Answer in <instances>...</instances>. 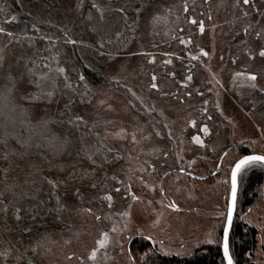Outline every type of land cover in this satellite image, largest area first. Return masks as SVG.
I'll use <instances>...</instances> for the list:
<instances>
[{"label":"rangeland","instance_id":"rangeland-1","mask_svg":"<svg viewBox=\"0 0 264 264\" xmlns=\"http://www.w3.org/2000/svg\"><path fill=\"white\" fill-rule=\"evenodd\" d=\"M18 1L33 16L48 19L72 39L84 38L74 35L70 25L86 0L81 7H77L81 0ZM190 19L203 21L204 31ZM140 25L126 53L105 67L114 81L131 89L136 101L122 88H96L90 98L81 95L72 109L86 123L77 129L67 123V115H61L62 103L26 105L16 98L27 109L22 112L24 117L35 126L41 117L50 123L47 131L36 126L43 130L38 135L44 138L42 143L30 142V148L18 151L3 165L8 172L1 179V191L10 193L9 186L16 195L25 194L51 179L64 207L57 227L47 226L28 235L14 230L2 234L9 259L13 255L12 264H18V256L31 257L34 264H80L76 257L93 264L87 254L98 247L96 241L103 232L108 233V242L99 248L95 264H139L128 248L134 236L149 237L169 253L215 242L218 217L226 223L222 213H226L230 190L223 197L210 188V181L198 180L194 182L198 190L192 193L188 185L193 182L192 174L205 177L209 172L203 174L201 167L210 164L214 169L218 156L230 144L245 143L253 154L264 155V106H258V98L264 96V57L258 54L264 47V0H249L247 5L243 0H155ZM243 31L246 38L240 35ZM28 53L29 47L0 34L1 83L9 71L16 77L22 75L20 64ZM249 73L257 76L255 89L249 87ZM153 75L155 89L150 87ZM19 87L26 90L24 84ZM152 116L164 124L165 136L150 126L147 117ZM205 126L207 135L201 131ZM121 129L124 133L115 135ZM195 136L203 146L193 141ZM190 162L197 171L191 173ZM105 195L112 196L110 207ZM170 202L177 208L168 207ZM85 208L92 212L82 211ZM125 212L127 216L122 215ZM249 220L259 226V236L245 264H264V195L251 205ZM113 226L118 231L113 232ZM72 253L75 256L66 259Z\"/></svg>","mask_w":264,"mask_h":264},{"label":"trees","instance_id":"trees-1","mask_svg":"<svg viewBox=\"0 0 264 264\" xmlns=\"http://www.w3.org/2000/svg\"><path fill=\"white\" fill-rule=\"evenodd\" d=\"M45 3H49L54 0H41ZM128 1L124 5L116 3ZM155 0H86L81 10L76 14L71 22L70 28L74 32V35H81L84 38L75 39L78 41L76 45H66L62 42H57V49L59 51L58 62L61 66L65 67L66 75L69 77L72 83V89L64 87L63 77L57 76L55 68L57 60H52V53L45 51L46 41H40V35H51L53 37H64V30L49 21L48 19L39 18L33 16L27 9L23 8L18 0H0V27H4L7 31L14 32L19 39L9 38L11 41L20 43L24 47L30 48V53L22 58L20 66L22 67V75L25 82L28 80L29 75L26 70L27 67H32L31 61L36 60L39 66V71H46L43 69L40 63V58L48 56L46 61L52 69L51 76L55 78V88L52 89V81L46 82V90H53L55 95L51 100H43L37 104H53V102L62 103L59 108L64 115L69 118L71 116L78 115L75 110L72 109L74 102L83 97L90 98L94 95L96 88L115 90L118 88L124 89L127 96H130V100H135L125 85L120 81H114L106 71L108 63L113 62L114 59L126 53V50L135 41L140 24L146 11L152 6ZM93 3L98 4L103 10V20L100 19L101 13L92 8ZM124 9L123 12H118L117 9ZM15 16L13 21L11 17ZM89 17H91L89 19ZM35 24L40 32L36 33L32 25ZM120 31L122 35L117 37L115 33ZM25 33L27 35H25ZM247 33L244 31L240 35L244 36ZM105 37L106 40H111V43H105L104 48L100 49L105 55L101 56L98 53L99 44L97 40L101 37ZM28 37H35L34 43L31 42ZM111 55H108V54ZM187 68V66H184ZM185 68V69H186ZM78 74H83L85 82L88 84V89H85L83 82H78ZM185 75L186 72H181V75ZM5 83L0 82V86ZM26 90L27 87H26ZM24 90V91H26ZM21 92H16L9 97L10 105H18L16 98H18L23 104H30L26 100L20 99ZM138 101V100H137ZM70 102V103H69ZM258 106H264V96L260 95L258 98ZM68 106L67 108L65 106ZM139 109L138 102L136 104ZM12 122L8 125V131L15 134L22 142H26L25 147H21L15 142L10 140L8 146V159L4 160L0 158V170L4 169L3 165L12 160L11 157L18 154L20 150H26L30 142L42 143L44 138L38 137L43 133V130L38 129L30 119L24 117L23 113L17 109L16 111L9 113ZM150 126L158 127L161 130L163 136H165L166 130L164 124L159 121H155L156 116L148 118ZM4 123V117L0 116V125ZM157 125V126H156ZM3 127H0V132H3ZM5 149L0 145V157L3 156ZM253 149L250 145L242 144H230L226 150H223L216 160L214 169L211 170V165L205 164L201 167V172L209 173L205 177H201L193 173L197 171L196 166H190L189 169L193 173L192 183L189 189L193 192L198 190V183H194L198 180L210 181L211 189L213 191H220V196L228 197L227 193L230 190L229 176L230 168L233 162L243 154L252 153ZM11 152L13 154H11ZM201 164V163H200ZM201 166V165H200ZM199 166V167H200ZM176 176L181 174L178 171H174ZM4 175L3 171H0V185L1 179ZM196 175V176H195ZM188 179V178H187ZM180 182L182 179H179ZM48 180L45 181L44 186L40 189H34L28 191L25 194H18L15 197L11 193L5 194V203L13 201L22 208L21 215L23 219L21 221H15L14 218L9 216L7 219H0V264L8 262L12 264L14 258L11 255L10 259L7 256L2 255L6 251V243L1 240L2 234H5L7 230H14L20 235L32 234L36 230L43 228L57 227L62 223L61 210L57 211L59 205L57 204L56 197H59V192L48 184ZM200 183V182H199ZM238 190L236 200V210L233 217V224L230 231V252L233 256L234 264H245L249 260L248 255L253 253L257 247V241L259 236L258 225L255 222L249 220L251 212V205L255 204L258 200L263 199L264 192V165L255 164L247 167L238 174L237 177ZM187 190L188 188H185ZM1 191V188H0ZM222 197V198H223ZM226 199V198H225ZM224 201V199H223ZM226 201V200H225ZM42 202V203H41ZM59 204L60 198H59ZM249 210V212H247ZM3 214L0 213V216ZM34 217V218H33ZM225 219V218H224ZM220 221L217 229V238L213 243H200L197 248L192 251H184L182 253H169L162 250L158 243L145 236H134L129 243L130 253L137 259L139 264H225L222 256V248L220 246L222 229L224 226L223 217H218ZM28 228L30 231L25 232L24 229ZM13 253V252H12Z\"/></svg>","mask_w":264,"mask_h":264},{"label":"snow or ice","instance_id":"snow-or-ice-1","mask_svg":"<svg viewBox=\"0 0 264 264\" xmlns=\"http://www.w3.org/2000/svg\"><path fill=\"white\" fill-rule=\"evenodd\" d=\"M243 3L245 5H247L249 3V0H243ZM82 6V0L81 3H79L77 5V7H81ZM92 8L96 9L98 12L101 13L100 15V19L103 20L104 16H103V10L102 8L96 4L93 3L91 5ZM185 12L188 11L187 5H185L184 8ZM118 12H123L124 9H117ZM91 17H89L90 19ZM16 17L13 16L11 17V20H15ZM209 19H211V17H209ZM189 22L191 24H198L199 26V31L202 33L204 31V24L203 21H197L196 19H190ZM33 29L35 30L36 33L40 32V29L33 24L32 25ZM0 34H4L6 36H8L9 38H14V39H19L18 36H16V34L14 32L11 31H7L4 27H0ZM25 35H27L25 33ZM115 35L117 37H120L122 35V33L120 31H117L115 33ZM260 33H257V36H259ZM28 39L34 43L35 41V37H28ZM39 40L40 41H46L47 45L45 46V51H49L52 53L51 55V59L52 60H57V65L55 68V73L57 74V76H61L63 77L64 80V87L68 88V89H72V83L69 80V77L66 75V69L65 67L61 66L58 62V57H59V51L57 49V42H62L63 44L66 45H76L78 43V41L72 39L71 37L68 36L67 32L64 33V37H53L51 35H40L39 36ZM97 44H99V49L97 50L99 55L103 56L105 55V53L103 51H100V49L104 48V44L105 43H111L112 41L106 40L105 37L101 36L97 41ZM181 43H185L184 40L180 41ZM201 52L203 55H207V52H204L203 49H201ZM259 56L260 57H264V47H261L259 49ZM108 55H111L110 53ZM195 59V57H193ZM49 59L48 56H44L42 58H40V63L43 66V69H45L46 71H39V66L37 65L36 60H32L31 64L32 67H27L26 66V70L27 73L29 75L28 80L25 82L23 79V75H21L20 77H16L14 76L11 71H9L5 76H4V81L5 83L0 86V116L4 117V123L2 125H0V127H3L4 131L0 132V145L3 146V148L5 149V151L3 152V156L0 157L4 160L8 159V146H9V142L10 140H15V142L17 144H19L21 147H25L26 146V142H22L15 134L9 132L8 129V125L12 122L11 117L9 115L10 112L16 111L17 109H19L21 112H26L27 109L23 108L21 105H10L9 104V97L11 95H13L14 93L20 91L21 95H20V99L21 100H26L27 102H29L30 104H37L43 100H51V98L55 95V92L53 90H46V82L51 80L52 81V89L55 88V78L53 76H51V72L52 69L50 67V65L48 63H46V61ZM3 60V57H0V61ZM150 63L152 62L151 60L149 61ZM2 66V65H0ZM237 76L239 75H243L242 73H236ZM152 83L150 84V87L155 89L157 88V84L155 83L156 81V77L155 75L152 76ZM189 79H191V77H189ZM247 79L248 81H250L251 83L249 84V87L255 89L257 88V84L255 83L257 76L254 73H249L247 74ZM78 82H83V86L85 89H88V84L85 82V77L83 74H78ZM24 84L28 90L26 91H21V88L19 87V85ZM129 91H131V89H129ZM261 91H264V89H261ZM133 95H135L133 93ZM70 103V102H69ZM101 104L104 103L103 100L100 101ZM205 103H207V101H205ZM66 108L68 107L67 105L65 106ZM61 115H64V113H61ZM209 119H211V117H209ZM50 123V121L43 119L42 117L39 118L36 122V126L43 129L44 131L48 130V124ZM68 124L73 125L74 127H76L77 129H79L80 125L82 123H86L84 116L82 115H75V116H71L68 121ZM194 123V122H192ZM90 131V129H89ZM201 131L207 135L209 132V129L207 126L203 127L201 129ZM124 133V130L121 129L119 133H116L115 135H121ZM97 136L99 135L98 133L96 134ZM157 135H159V133H157ZM54 138H58L55 137V134H53ZM132 141L135 142L136 141V137L135 134L132 135ZM193 141L198 144L203 146V141L198 137L195 136L192 138ZM64 143H68L67 137H65ZM83 147V145H81ZM111 151V150H109ZM89 160H92L93 157L92 156H88ZM93 163H95V161L93 160ZM191 163L189 164V166H191ZM255 164H262L264 165V155H256V154H249V155H242L240 158L236 159L231 167V191H230V196L227 202V207H226V213H222V215L226 216V223L223 226V235H222V240H221V247H222V251H223V261L225 262V264H234V260H233V256L230 252V239H229V230L232 224V215H233V211L235 209L236 206V200H237V177L238 174L241 173V171L247 167H250L252 165ZM0 171H3L5 174L8 172V169H2ZM181 171H183V169H181ZM189 175H191V173H189ZM114 178V177H113ZM48 184L52 187V189H56L57 184L56 182H54L53 180L49 179ZM93 188H95V184L91 185ZM7 191L12 193V195L15 197V193L13 192L12 187L6 186ZM116 191L118 192L119 189H116ZM161 191H163V189H161ZM57 199V204L59 205V207L57 208V211H60L61 209H63L64 205L59 204V197H56ZM103 199L107 200L109 202V207L111 206V201H112V196L111 195H105L103 197ZM132 199L135 200L137 199V197L135 195H132ZM42 203V202H41ZM168 207L176 209L177 205L174 202H170ZM82 211L84 212H88L91 213L92 209L91 208H85L82 209ZM22 208L20 206L17 205V203H14L13 201H8L7 203H5V193L4 191H0V213H2L3 215L0 216V219H7L9 216V213L11 214V217L14 218L15 221H21L23 219L22 215ZM122 215L127 216L128 213L125 212ZM34 218V217H33ZM96 220H100L101 217L100 216H96L95 217ZM113 232L118 231V229L113 226V228L111 229ZM25 232L30 231V229L25 228L24 229ZM101 239L96 241V244L98 245V247H93L90 252L87 254V260L92 261L93 264H95V261L97 259V252L99 250V248H103L107 242H108V233L107 232H103L101 233ZM208 243H212V240H208ZM67 243V241L65 242ZM36 249L35 247L33 248V252H35ZM2 255L7 256L8 252L5 251L4 253H2ZM73 256H75V253H72L71 255L66 256V259L71 260L73 258ZM76 259L78 261H80V264H84V261L80 260V257H76ZM16 260L19 264V262L21 260H23V264H34V260L31 257H16Z\"/></svg>","mask_w":264,"mask_h":264},{"label":"water","instance_id":"water-1","mask_svg":"<svg viewBox=\"0 0 264 264\" xmlns=\"http://www.w3.org/2000/svg\"><path fill=\"white\" fill-rule=\"evenodd\" d=\"M249 154H253V153H248V154H243V155H249ZM256 155H261V154H258V153H255ZM241 157V156H240ZM239 157V158H240ZM232 167V166H231ZM230 171H231V169H230ZM229 183H230V191H231V172H230V177H229ZM237 188H238V183H237ZM238 190V189H237ZM229 196H230V193H229ZM236 209V208H235ZM235 209H234V211H233V215H232V224H233V217H234V214H235ZM225 221H226V219H225ZM232 224H231V227H230V230H229V237H230V231H231V228H232ZM222 235H223V229H222V233H221ZM222 240V239H221ZM220 246H221V244H220ZM222 248V247H221ZM222 256H223V251H222Z\"/></svg>","mask_w":264,"mask_h":264}]
</instances>
